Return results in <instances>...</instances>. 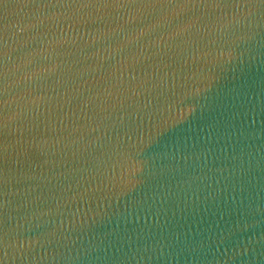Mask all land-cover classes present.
<instances>
[{
  "label": "water",
  "instance_id": "obj_1",
  "mask_svg": "<svg viewBox=\"0 0 264 264\" xmlns=\"http://www.w3.org/2000/svg\"><path fill=\"white\" fill-rule=\"evenodd\" d=\"M263 240L264 0H0V264Z\"/></svg>",
  "mask_w": 264,
  "mask_h": 264
}]
</instances>
